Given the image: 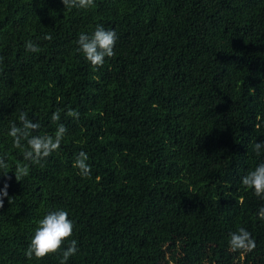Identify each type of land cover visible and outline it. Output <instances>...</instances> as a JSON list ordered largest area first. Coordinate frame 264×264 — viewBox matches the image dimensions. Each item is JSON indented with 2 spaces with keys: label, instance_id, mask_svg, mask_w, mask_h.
Here are the masks:
<instances>
[{
  "label": "trees",
  "instance_id": "obj_1",
  "mask_svg": "<svg viewBox=\"0 0 264 264\" xmlns=\"http://www.w3.org/2000/svg\"><path fill=\"white\" fill-rule=\"evenodd\" d=\"M115 30V55L94 69L80 33ZM46 34L52 40H44ZM32 40L42 49L25 51ZM0 264H59L25 251L39 220L63 209L78 251L67 264H264V199L241 178L264 141V0H0ZM68 132L44 166L23 161L8 136L20 112ZM68 108L80 113L68 117ZM88 155L91 176L73 168ZM245 228L253 251L229 248ZM68 246L65 242L64 248Z\"/></svg>",
  "mask_w": 264,
  "mask_h": 264
},
{
  "label": "clouds",
  "instance_id": "obj_2",
  "mask_svg": "<svg viewBox=\"0 0 264 264\" xmlns=\"http://www.w3.org/2000/svg\"><path fill=\"white\" fill-rule=\"evenodd\" d=\"M64 8L71 10L91 9L95 7V0H61ZM44 40L51 41L52 36L46 34ZM117 40L115 30H107L102 24H97L95 30L89 35L80 33L76 43L78 45L77 52L83 54L84 58L94 69H98L104 65L105 58H111L115 55L114 47ZM25 51L38 53L42 49L32 40L25 42ZM0 56V62L3 61ZM63 109L57 108L51 115V121L57 124L54 134H36L39 133L41 127L37 121L33 123L26 112H20L18 116L19 126L12 123L8 136L12 138V144L18 149L23 157V161L28 163L16 162L14 168L15 180L21 182L29 175L30 165L43 167V162L52 155L53 152L59 150L61 142L68 132L67 127L63 123H57L61 119ZM68 117L79 119L80 113L76 110L68 108L66 113ZM254 151L257 156L264 152V141L255 142ZM88 155L84 151H80L73 162V168L78 169L77 175L82 178L91 176V166L87 163ZM10 164L4 156H0V174L7 176ZM241 184L245 189L253 190L256 197L264 199V162L259 163L254 169L248 171L242 178ZM9 185L4 184L0 190V209L4 207V198H8V202L12 203V197H9ZM258 218L264 221V206L258 210ZM74 222L69 218L67 211L58 209L49 211L41 220L38 221L34 230V234L30 239L29 245L25 251L27 259L41 260L46 256L60 253L62 251L59 264H67L68 259L75 255L79 250L77 241L71 239L74 230ZM68 246L64 248L65 242ZM229 248L232 252H240L245 254L255 249L256 243L252 235L245 228L241 227L236 232L229 233Z\"/></svg>",
  "mask_w": 264,
  "mask_h": 264
}]
</instances>
